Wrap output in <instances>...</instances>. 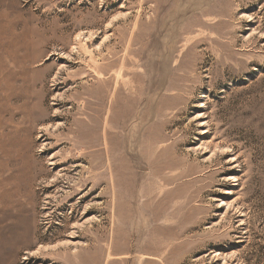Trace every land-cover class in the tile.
<instances>
[{
    "label": "rangeland",
    "instance_id": "obj_1",
    "mask_svg": "<svg viewBox=\"0 0 264 264\" xmlns=\"http://www.w3.org/2000/svg\"><path fill=\"white\" fill-rule=\"evenodd\" d=\"M0 264H264V0H0Z\"/></svg>",
    "mask_w": 264,
    "mask_h": 264
}]
</instances>
